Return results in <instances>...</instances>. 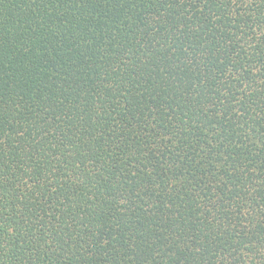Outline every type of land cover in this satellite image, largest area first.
<instances>
[{
    "label": "trees",
    "instance_id": "trees-1",
    "mask_svg": "<svg viewBox=\"0 0 264 264\" xmlns=\"http://www.w3.org/2000/svg\"><path fill=\"white\" fill-rule=\"evenodd\" d=\"M0 264H264V0H0Z\"/></svg>",
    "mask_w": 264,
    "mask_h": 264
}]
</instances>
